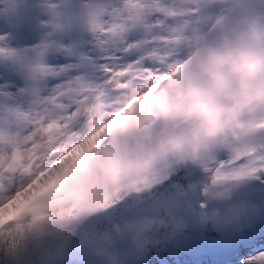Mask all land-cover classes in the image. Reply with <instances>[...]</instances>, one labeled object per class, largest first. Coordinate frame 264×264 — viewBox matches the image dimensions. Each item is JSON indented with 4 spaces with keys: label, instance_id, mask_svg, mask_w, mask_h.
Returning a JSON list of instances; mask_svg holds the SVG:
<instances>
[{
    "label": "clouds",
    "instance_id": "9594fccd",
    "mask_svg": "<svg viewBox=\"0 0 264 264\" xmlns=\"http://www.w3.org/2000/svg\"><path fill=\"white\" fill-rule=\"evenodd\" d=\"M212 6L224 14L209 15ZM170 35L188 59L141 85L124 108L99 113L95 131L65 153L67 175L38 190L24 216L80 218L144 184L153 172L199 164L220 149L235 154L264 138V0H203L200 14L178 21ZM209 187L211 205L229 204L223 212L205 210L207 225L219 228L223 218H235L242 209L231 186ZM186 227L170 214L145 216L116 224L89 244L108 264H120L108 250L113 238L126 236L134 246L147 247L154 232L179 235Z\"/></svg>",
    "mask_w": 264,
    "mask_h": 264
},
{
    "label": "snow or ice",
    "instance_id": "6c2138e0",
    "mask_svg": "<svg viewBox=\"0 0 264 264\" xmlns=\"http://www.w3.org/2000/svg\"><path fill=\"white\" fill-rule=\"evenodd\" d=\"M212 0H208L211 3ZM203 0H193L186 8L179 10H170L166 8L162 0H126L124 7L119 10L109 9L107 12L103 9H98V12L103 14V24L100 25L101 31L99 34L101 38H108L109 35L117 27L132 28L140 24H145L146 30L149 32H158L156 35H149L143 41L146 46L148 55L141 56L131 66L120 69H106L110 73H114L109 83H114L118 88V92L114 99H124L125 104H107L102 99V105H97L99 112H103L110 108L113 112L124 108L130 104L139 94L141 85H146L154 79L162 77L170 70V66L179 67L180 64L175 63V57L178 49L171 46L170 33L173 27L166 26V19L172 18L176 22L191 19L198 16L202 9ZM151 18V22H149ZM141 44H133L125 47V51H131L133 48H140ZM90 124L87 134L91 135L99 120L98 116H89ZM49 124L41 126L37 124L39 131L34 135L28 137L25 141L20 142L16 138L4 136L0 138V145L7 147L6 154L0 153V213L6 212L14 205H20L31 193L32 188L29 187L35 180L38 172L35 170V164L32 165L33 171L31 175H27L24 169L27 168L28 160L25 154L34 151L35 156H42L50 151L47 144L48 137L45 132ZM41 133L44 134L41 140ZM81 136V140L84 139ZM40 141V143H37ZM79 142V141H77ZM56 147V145H51ZM63 155L61 152L55 153L49 157V166L54 163L59 157ZM256 155L259 160L246 161L240 165L241 168L255 167L257 164L264 163V138H262L256 147ZM19 157L23 169H18L14 163L15 158ZM36 163H39L37 160ZM234 163L233 158L228 154L227 159H216V154L211 153L205 159L203 166L208 169L216 171L218 176H225L227 174V166ZM247 197L257 203L264 204V173H261L258 179L253 182L246 190ZM22 197L24 200L22 201ZM107 206V205H103ZM264 229V219L255 223L252 227ZM260 260L249 258L250 264H264V253L259 254Z\"/></svg>",
    "mask_w": 264,
    "mask_h": 264
},
{
    "label": "rangeland",
    "instance_id": "374dc122",
    "mask_svg": "<svg viewBox=\"0 0 264 264\" xmlns=\"http://www.w3.org/2000/svg\"><path fill=\"white\" fill-rule=\"evenodd\" d=\"M96 42V39L88 38L80 44V49L77 53L76 60L62 62L55 57H50L47 60V64L44 66L49 72L53 70H61L64 74V78L60 81L53 83L50 88L45 92L42 100L39 103V107L30 108L29 105H25L21 100H16V103L19 104L20 109L22 110L23 119L19 122L9 121L6 123L0 131V138L4 136L16 138L18 141L23 142L28 137L34 136L39 129L37 124L40 123L41 126H46L49 124L45 135H47L48 140L47 144L50 147V151L42 156H35V152L26 153V159L28 160L27 168L24 169L27 175H31L33 171L32 165L35 164V170L38 172L35 180L41 176L47 169L54 164L58 163L60 160L65 158V153H69V149L77 146L80 142L86 140L90 124L89 116H98L99 110L96 107L97 105H102V99L104 97V102L107 104H116L117 99H114L117 93H114L116 85L112 86L109 84V81L106 83L104 80H97L94 77L88 75L80 67V61L82 57L86 54H91L93 50V44ZM179 53V50L178 52ZM179 59V57H178ZM177 59V60H178ZM112 61L111 59L109 60ZM79 63V64H78ZM12 90L16 94V98L19 99V89L20 85L17 83L8 81ZM48 86V87H49ZM66 90H73L76 100H82L83 104L75 105L69 98H58L57 93ZM125 104L124 99L118 100V104ZM71 106V113H64L63 107ZM75 111H79L82 114V119L79 123V126L76 132L72 135L65 136L64 132L66 131V126L69 122L70 117L74 115ZM41 140L43 139L44 134L41 133ZM81 136H84V139L81 140ZM79 141V142H77ZM40 143V141H37ZM51 145H56V147H51ZM7 147L0 145V153L6 154ZM61 152L63 155L59 157L54 163L49 166V157L55 155V153ZM71 153H69L70 155ZM19 157L15 158L18 159ZM20 159V158H19ZM39 163H36V161ZM15 161V160H14ZM18 169H23L24 165H16ZM33 180L32 184L35 182ZM24 198L22 197V200ZM14 208L12 209V211ZM11 211V212H12ZM11 214V213H10ZM8 214V215H10ZM6 213L0 214V220L8 216ZM26 226V225H25ZM23 226V228L25 227ZM22 229V228H21ZM19 230L14 227L7 229L5 235L0 241V258L5 254V247L10 242V235L17 234ZM168 232V231H167ZM8 236L5 238V236ZM169 235L171 233H168ZM12 236V235H11ZM176 238V235H172ZM155 243L149 246L148 259L140 262L139 264H167L170 262L167 258V248H172L177 246V238L174 240H169L166 236H158L154 238ZM4 252V253H3ZM264 253V246H258L256 249H248L247 252L242 253L238 258V264H249V258L257 259L259 254ZM151 256H154L153 259H150ZM7 264H13L10 259ZM18 264H27L25 261H22ZM30 264V263H29ZM173 264V263H171ZM180 264H184L181 262Z\"/></svg>",
    "mask_w": 264,
    "mask_h": 264
},
{
    "label": "bare ground",
    "instance_id": "6f19581e",
    "mask_svg": "<svg viewBox=\"0 0 264 264\" xmlns=\"http://www.w3.org/2000/svg\"><path fill=\"white\" fill-rule=\"evenodd\" d=\"M182 5V2H180ZM63 158L58 163L47 169L41 176H39L33 184L29 187L32 188L31 193L28 196L39 195L40 191L45 188V184L52 179L53 175L58 172L63 167ZM49 161V160H48ZM49 179L41 184V178L49 175ZM213 175L209 174L207 179L204 181V187L201 188L202 195L204 197L209 192V186L211 185V180ZM45 185V186H44ZM18 205H14L9 208L4 214L7 215L11 213L12 209H16ZM2 214V213H0ZM155 217V216H153ZM168 217H163L159 219H167ZM175 219V218H174ZM132 220L128 217H124L120 212L117 216V221L112 225H106L104 223L92 229L90 234L85 237V240L81 246L78 248L71 242V237L68 235L69 231H64L70 225L69 220H39L36 225L30 227L26 225L24 228L19 229L16 234L10 235V242L5 247V254H12L10 259L13 264H18L25 261L27 264H34L39 260H45V264H86L89 257L93 253V249L90 247L89 241L93 237H101L111 233L114 225L124 224L131 222ZM187 227L179 234L176 238L180 241H186L192 236L203 234L206 231H212L205 224H194L192 222H185ZM41 229V234L34 236L37 230ZM156 233V232H154ZM114 246H109V251H113L115 248L121 247L123 244L131 242L126 236L121 238H113ZM86 245L84 248L83 246ZM4 259L0 258V263H3Z\"/></svg>",
    "mask_w": 264,
    "mask_h": 264
}]
</instances>
